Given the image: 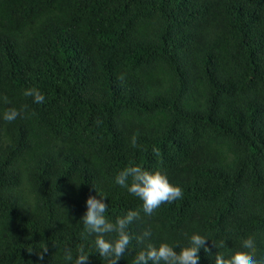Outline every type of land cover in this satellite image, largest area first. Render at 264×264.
Returning <instances> with one entry per match:
<instances>
[{
	"label": "trees",
	"instance_id": "obj_1",
	"mask_svg": "<svg viewBox=\"0 0 264 264\" xmlns=\"http://www.w3.org/2000/svg\"><path fill=\"white\" fill-rule=\"evenodd\" d=\"M0 97L20 110L0 119V264H107L88 196L139 213L115 264L194 232L199 264L250 240L264 257V0H0ZM134 164L183 196L145 214L114 182Z\"/></svg>",
	"mask_w": 264,
	"mask_h": 264
},
{
	"label": "clouds",
	"instance_id": "obj_2",
	"mask_svg": "<svg viewBox=\"0 0 264 264\" xmlns=\"http://www.w3.org/2000/svg\"><path fill=\"white\" fill-rule=\"evenodd\" d=\"M23 95L32 97L33 103L42 104L45 101L44 94L37 88H27ZM0 102L7 103L6 97H0ZM20 115V110L9 107L0 113V119L11 122ZM114 182L126 188V190L138 197L142 201V210L145 214L151 215L163 202H172L183 196V189L169 182L167 175L159 170L149 171L140 165H130L123 168L115 177ZM85 212L80 218L84 226V232L95 236V248L100 256L107 259V264H115L125 250L129 248L131 236L126 231L127 226L133 218H137L139 213L136 210H128L127 213L118 218L115 223L107 219V206L103 199L96 196H88L85 200ZM115 233V237L106 239L104 234ZM145 235H149L145 232ZM206 236L198 232L192 233L188 238V244L176 247L161 242L159 245L148 244L135 255L133 264H199V252L204 247ZM222 242H218L215 247L220 248ZM47 252V247L42 248L37 256L43 260V253ZM245 255H238L231 259L218 251L214 257V264H264V257L258 255L255 241H248L243 245ZM89 255L85 254L83 248L79 254L73 258L71 250H65L64 259L72 264H85Z\"/></svg>",
	"mask_w": 264,
	"mask_h": 264
}]
</instances>
